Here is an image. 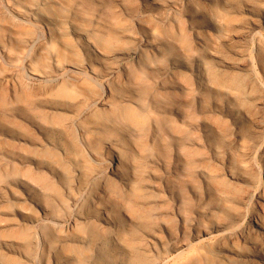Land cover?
Here are the masks:
<instances>
[{"label": "rangeland", "instance_id": "obj_1", "mask_svg": "<svg viewBox=\"0 0 264 264\" xmlns=\"http://www.w3.org/2000/svg\"><path fill=\"white\" fill-rule=\"evenodd\" d=\"M174 1L163 0L161 6L153 8L144 0H91L101 26L131 31L128 48H136L139 37L152 28L153 41L164 36L162 40L169 46L165 57H150L155 63L148 72L139 70L132 59L129 64V70L135 72V93L144 109L136 130L124 135L101 133L95 138L99 141L95 153L105 162L113 160L106 150L107 143L120 142L125 167L140 189L134 197L139 207L133 209L138 227L133 251H145L139 254L146 264L151 263L149 260L153 263L146 251L150 249L146 241L149 234L157 233L161 242L172 244L167 252L156 245L164 254L156 264H184L195 251L213 248L215 239L200 238V232L213 231L232 218L242 219L243 228L254 229L253 218L264 216V207L262 212L259 206L264 205L260 198L264 197V157H253L251 149L253 140L264 138V130L258 129L260 124L264 128V106L260 104L264 102L260 86L264 85V78L257 73L260 85L250 87L248 76L222 73L215 77L213 70L206 73L194 68L195 56L210 64L206 50L199 48L197 52L198 35L212 39L217 50L232 56L223 39L232 32L257 29L260 34L248 44L250 53L256 56L258 47H264V0H205L203 4L197 0ZM24 31L35 39L47 37L45 27L39 23L10 29L6 22H0L1 39L9 32ZM64 42L76 45L72 38ZM126 46L123 47L127 49ZM36 51L37 47H23L11 63L0 52V164L6 162L8 168L0 176V203L23 202L28 189L49 212L45 216L31 201V218L40 224H31L34 241L30 259L21 264H42L46 260L36 234L50 227L45 219L58 217L68 224L73 208L68 191L78 194L76 168L79 166L86 173L93 158L81 135L67 121V108L76 110L74 104L79 100L72 95L55 97L50 101L57 111L52 113L45 112L44 104L35 98V89L48 84L28 75L25 59L35 57ZM78 56L86 57L83 50ZM176 64L183 73L172 79L168 72ZM88 84L100 91L102 80L97 78ZM83 109L84 106L78 110ZM152 125L161 127V135L155 141L150 139ZM48 140L52 145L39 151V144ZM67 143L75 144L69 156L59 149H68ZM137 145L141 147L139 151ZM178 152L183 156L180 166L175 161ZM34 158L44 167L38 169ZM201 166L205 173H201ZM228 173L242 175L244 182L231 184ZM37 174L41 178L36 180L39 185L35 189L33 179ZM8 186L11 191L7 192ZM9 216L14 218L11 213ZM83 229L80 227L78 232ZM82 253L88 257L91 248Z\"/></svg>", "mask_w": 264, "mask_h": 264}, {"label": "bare ground", "instance_id": "obj_2", "mask_svg": "<svg viewBox=\"0 0 264 264\" xmlns=\"http://www.w3.org/2000/svg\"><path fill=\"white\" fill-rule=\"evenodd\" d=\"M144 1L153 8L163 4V0ZM203 1L197 0L198 4H203ZM95 11L91 0H0V22H6L10 29L39 23L47 31L44 39H35L28 31L18 34L9 32L3 39L0 38V52L11 63L20 56L23 47H37L36 56L25 59L27 72L32 80L48 84L42 89H35V98L44 104L45 112L52 113L57 111L50 101L55 97L70 98L72 95L76 101L79 100L77 105L74 104L76 110L71 111L66 107L70 111L67 121L81 135L93 157L86 173L79 166L76 168L78 194L68 191L73 205L68 224L58 217L45 219L50 227L40 229L36 234L35 238L40 242L46 259L42 264H146L140 255L145 251H133L136 245L134 234L138 228L133 209L139 207L134 197L140 189L125 167L120 142L107 143L106 150L113 160L105 162L95 153L94 148L99 146L95 138L101 133L124 135L136 130L144 109L135 93V72L129 70V64L132 59L139 70L148 72L155 59L164 56L169 46L166 40H162L164 36L159 35L157 41H153L152 28L139 37L136 48L130 49L131 34L128 33L131 31L101 26L100 15ZM258 34L260 32L254 29L232 32L225 37L223 45L230 49L232 56L217 50L212 39L198 35L197 52L199 48L206 50L210 64L195 56L194 68L206 73L213 70L215 77L222 73L248 76L251 79L250 87L260 85L257 75L261 74L264 78V47H258L256 56L250 53L248 47ZM66 38H72L76 45L65 44ZM80 50L85 53L84 59L78 56ZM150 57L155 59L151 61ZM182 71L181 66L176 64L168 75L173 79ZM97 78L102 80L100 91L88 84ZM260 86L264 95V85ZM260 104L264 106V102ZM82 106L84 109L79 111ZM258 129L264 130L261 124ZM160 135L161 127L152 125L150 139L155 141ZM253 141L252 156L261 154L264 157V138L257 137ZM39 145V151L47 150L46 147L52 142L48 140ZM67 146L68 149L63 146L59 149L69 156L75 144L67 143ZM33 161H38V169L44 167L39 159L34 158ZM175 161L178 166L182 164L183 156L179 152ZM6 164H0V176L7 173ZM204 169L201 166V173H205ZM38 178L41 176L37 174L33 181ZM228 180L231 184L240 183L244 182V177L228 173ZM34 185L37 189L39 181ZM27 190L23 202L6 200L0 203V264H21L30 259L31 243L34 241L31 224L35 227L40 224L31 218V201L40 207L45 216L49 215L48 210L36 202L30 190ZM5 191H11V187L8 186ZM12 195L16 197L13 192ZM260 198L264 201V197ZM259 206L263 212L264 205ZM10 213L14 218L9 216ZM241 224L242 219L232 218L215 226L213 231L200 232V238L215 239L213 248L195 251L184 264H264V216L258 214L253 218L254 229L243 228ZM80 227L84 229L78 232ZM146 241L150 249L144 250L153 257V263L149 260V264H156V260L164 255L157 250V244L165 252L172 246L161 242L157 233L147 235ZM107 245L109 249L105 250ZM88 248H91V255L85 257L82 252Z\"/></svg>", "mask_w": 264, "mask_h": 264}]
</instances>
